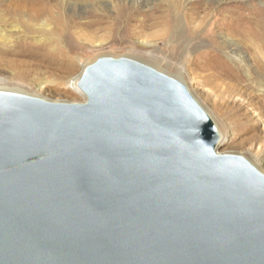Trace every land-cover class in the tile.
<instances>
[{"label":"water","instance_id":"95a60500","mask_svg":"<svg viewBox=\"0 0 264 264\" xmlns=\"http://www.w3.org/2000/svg\"><path fill=\"white\" fill-rule=\"evenodd\" d=\"M78 87L0 90V264H264V173L183 82L105 56Z\"/></svg>","mask_w":264,"mask_h":264},{"label":"rangeland","instance_id":"374dc122","mask_svg":"<svg viewBox=\"0 0 264 264\" xmlns=\"http://www.w3.org/2000/svg\"><path fill=\"white\" fill-rule=\"evenodd\" d=\"M183 1L184 6L176 9L170 0H91L94 5L78 15L66 31L56 32L51 27L29 32L12 11L10 1L0 0V89L50 101L84 102L85 94L72 82L87 65L105 56L132 58L186 84L216 124L221 135L217 150L242 155L264 173V145L259 147L264 143V119L256 116L259 110L264 111L258 71L248 74L247 68L232 61L225 67L228 50L219 45L222 33L246 45L263 40L262 28L256 25L254 30L252 26L249 35L244 27H249L250 14L264 9V1ZM197 17H206V26L193 35L192 18ZM235 19L234 32L230 26ZM179 31L186 42L192 39L193 64L183 58L186 44L172 43ZM236 31L245 34L240 37ZM248 49L250 55L255 51ZM219 60L222 63H216Z\"/></svg>","mask_w":264,"mask_h":264},{"label":"bare ground","instance_id":"6f19581e","mask_svg":"<svg viewBox=\"0 0 264 264\" xmlns=\"http://www.w3.org/2000/svg\"><path fill=\"white\" fill-rule=\"evenodd\" d=\"M9 1H10L9 6L11 7L12 11L16 15L20 16V19H22L24 24L25 23L27 24L26 29H28L29 32H35V31L38 32L39 30L42 31V30H46V29H52L51 27H53L56 32L61 30L62 28L66 31L68 29V26H69V28L72 26V24H71L72 21L75 20L78 15L84 14L85 12L88 11L87 10L88 7L94 5V4H92L91 0H9ZM170 1H171V4L176 9H180L184 6L183 0H170ZM208 1H212L215 4H219L223 0H208ZM262 1H264V0H262ZM104 2L106 4H108V1H104ZM228 8L229 7H227V9ZM251 10H254V8H252ZM210 13H211V11H210ZM249 14H250V12H249ZM250 15L251 16L247 20L249 23V27L247 29L244 27V30H247V33H248V31L252 32V30H253L252 26L255 30L256 25H257V28L259 30H261V28H262V30H264V9H257V11L255 13H252ZM207 16H209V13L207 14ZM213 16H214V13H213ZM206 17L192 18V21L195 24V26L192 27L193 35L196 32H199L202 29H204V27L206 26ZM225 20H228V19H225ZM235 25H236V19L234 20V22L230 26V31L235 30V28H236ZM241 25L244 26V23H242ZM260 25H262V26H260ZM211 27H213V24H211ZM225 30H227V29H225ZM236 33L238 36L242 37L243 34H245V31H236ZM220 34H221V32H220ZM224 34L222 33L220 36L222 38V40L219 41V45L224 46L223 48L228 50V54H227L228 60H225V63H223V65L225 67H229L230 66L229 63H230V61H232L235 65H239L242 68H247L249 71L248 74L252 73V71H254V70L258 71L257 74H258V77L260 79V81L258 82V86L260 87L259 91L262 94H264V38H263V40L261 39L260 41H254L253 40L252 44L250 43L251 44V46H250L249 43H248V45L244 44L243 40H242L243 42H240L239 40L237 41V39H234L231 35H224ZM179 41H181L183 44H186L185 48H184L183 58L185 59L187 64H193L195 53H194L193 47H191L192 46V43H191L192 39L188 40L186 42V38H185L184 34L181 33V31H179L174 36L172 43L175 44L176 42H179ZM245 42H247V41H245ZM177 44L178 43H176V45ZM255 47L257 49H255ZM248 48H254V50H255L253 52L254 55L249 54L250 51ZM210 52H208V53H210ZM211 53H215V52H211ZM216 63L220 64V63H222V60L216 61ZM20 65H23V64L21 63ZM187 71H188V69H187ZM59 74H61V73H59ZM79 77H81V76H79ZM79 79L80 78H77L76 80H73V82H72L73 86H75L76 88L78 87L77 85H78ZM0 90H7V89H0ZM41 90H42V88H41ZM8 91H12V90H8ZM14 92H17V91H14ZM20 93H22V92H20ZM212 107H213V111L216 112L217 111L216 104L215 105L213 104ZM256 116L260 120H263L264 119V111L262 112L259 110ZM222 138H223V136H222ZM220 141H221V135H220ZM220 141H219V143H220ZM218 145H217L216 149L218 148ZM263 145H264V143L260 142L259 147H262ZM257 154H258V152H257Z\"/></svg>","mask_w":264,"mask_h":264}]
</instances>
